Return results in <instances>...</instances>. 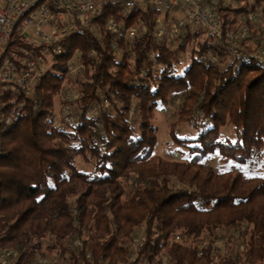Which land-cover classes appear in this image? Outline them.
Segmentation results:
<instances>
[{
	"label": "trees",
	"instance_id": "obj_1",
	"mask_svg": "<svg viewBox=\"0 0 264 264\" xmlns=\"http://www.w3.org/2000/svg\"><path fill=\"white\" fill-rule=\"evenodd\" d=\"M231 1L217 10L223 28L252 29L245 56L230 58L227 41L200 28L157 40L156 9L124 15L104 4L92 24L60 41L31 93H0V247L17 248L23 263L39 254L47 264H213L216 230L230 242L244 224L242 248L226 246L220 261L264 263V174L248 171L264 158V39L253 38L264 35V0ZM110 16L125 26L143 19L145 29L114 48ZM22 47L39 49L14 29L0 60ZM76 50L82 69L72 75ZM68 84L78 93L69 98L74 123L55 119ZM178 95L168 133L186 159L171 160L154 154L153 120ZM184 123L193 137L177 134ZM226 124L232 138H220ZM214 154L219 168L204 162ZM77 156L91 170L78 169Z\"/></svg>",
	"mask_w": 264,
	"mask_h": 264
},
{
	"label": "built area",
	"instance_id": "obj_2",
	"mask_svg": "<svg viewBox=\"0 0 264 264\" xmlns=\"http://www.w3.org/2000/svg\"><path fill=\"white\" fill-rule=\"evenodd\" d=\"M104 4L118 8V13L126 14L131 9L158 11L155 17V37L157 40H171L184 34L187 28H200L215 39L227 41L226 51L230 58L245 56L241 50L243 39L250 37L248 27H242L235 33L234 29L222 27L218 12L221 0H0V51L10 40L14 29H17L26 44L39 47L38 51L22 47L13 50L0 60V93L6 90H20L31 93L35 82L42 74L45 61L51 54L61 52L60 41L70 33L92 24L102 11ZM255 21V18L252 19ZM123 18L110 16L106 21L107 31L114 37L112 46L118 41L133 39L140 29H145L143 19L125 26ZM23 25H35L38 28L40 41L29 42ZM48 26L50 32L41 29ZM264 34V33H263ZM212 62L214 57L208 52ZM260 59L264 61V48ZM70 73L76 71L70 66ZM69 99V98H68ZM62 120L71 121V117L62 111ZM181 240L180 236H175ZM138 240L134 247H139ZM21 252L14 247H0V264H47V257L36 254L29 262H20Z\"/></svg>",
	"mask_w": 264,
	"mask_h": 264
},
{
	"label": "rangeland",
	"instance_id": "obj_3",
	"mask_svg": "<svg viewBox=\"0 0 264 264\" xmlns=\"http://www.w3.org/2000/svg\"><path fill=\"white\" fill-rule=\"evenodd\" d=\"M226 1V0H225ZM230 5L235 4L234 1L230 0ZM237 2V1H235ZM259 18H262L260 16ZM259 18L257 22L259 21ZM260 24V23H259ZM262 26V25H261ZM25 31L28 34V40L31 43H37L40 41L39 35H38V28L35 25H23ZM41 29L45 30L46 33L50 32V28L48 26H43ZM138 35V34H136ZM250 35H252V29L250 28ZM260 39L262 42L264 39V35H257L254 36L253 38L255 39ZM251 46L253 44L249 41ZM247 44V45H248ZM72 62L74 63L73 66H75L76 71L82 69V61H83V53L80 50H76L73 57H72ZM75 74V73H74ZM73 75V74H72ZM77 88L76 86L72 84H68L64 90L60 93V98H62L63 103L59 102V100H56L55 106H54V112H55V119L59 121L62 117V110L67 109L68 112L71 113L72 119L71 122L74 123L75 119V111L74 109L76 108L75 104H72L71 101L68 98L77 97ZM183 97L182 95H178L175 97V101H171L168 105L160 107L156 113H155V119L153 120V123L158 127V140L157 144L154 149V154L155 155H160L164 158H168L171 160H184L186 159V155L184 153L186 152V149L182 146L176 145L173 143L169 137V128H170V123L176 119L175 112L178 109L179 104L181 103ZM196 131L192 127L191 123H184L178 126L177 128V134L181 137H193L195 135ZM232 130L230 124H226L221 127V133H220V138L224 137H229L232 138ZM183 151V152H182ZM204 162L213 165L216 168H219V162H218V157L217 154L214 155H209L204 159ZM76 167L80 170L83 171H89L91 170L92 166L90 163L84 162V160L80 157L77 156L76 158ZM248 171L255 172L257 174L263 175L264 174V158L259 160V163L255 164L253 167L248 168ZM245 228L244 224H241L238 227L237 232H233V238L230 242H226L225 237L228 235L226 233V230L224 228H219L216 230V234L218 236V239L216 240V244L218 246L217 251L215 253V261L213 264H226L222 260L220 261V258L223 256V254L226 251V246L231 248L232 254L238 252L243 245V239L244 237L241 235V231ZM140 228H135L134 232L140 236ZM135 234V233H134ZM175 234V233H174ZM137 236V235H136ZM173 235L171 236V238ZM208 234L207 232H204L202 234L201 240L199 242L200 246H203L206 241L208 240ZM175 239V237H174ZM172 240V239H171ZM176 240V239H175ZM181 240L183 242H189L188 239H185L184 237H181ZM43 244L50 243L51 238L50 237H44L42 239ZM132 245V244H131ZM56 251V250H55ZM51 251L50 253H52ZM47 253V254H50ZM54 253V252H53ZM58 262L60 259H58ZM264 264V263H263Z\"/></svg>",
	"mask_w": 264,
	"mask_h": 264
}]
</instances>
